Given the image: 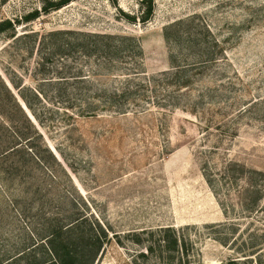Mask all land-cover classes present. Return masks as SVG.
Here are the masks:
<instances>
[{"label":"rangeland","instance_id":"obj_1","mask_svg":"<svg viewBox=\"0 0 264 264\" xmlns=\"http://www.w3.org/2000/svg\"><path fill=\"white\" fill-rule=\"evenodd\" d=\"M42 2L0 0V20ZM143 10V0H73L18 25L133 34L137 52L97 78L120 88L143 83L127 112L36 119V145L54 149L57 161L46 163L56 176L14 206L18 189L0 174V264H26L31 255L8 259L48 234L47 221L80 216V228L66 232L85 237L78 252L107 234L93 264L177 262L174 236L191 240L195 264H264V0H155L147 22ZM40 40L0 37V77L38 86L52 76L39 64Z\"/></svg>","mask_w":264,"mask_h":264},{"label":"trees","instance_id":"obj_2","mask_svg":"<svg viewBox=\"0 0 264 264\" xmlns=\"http://www.w3.org/2000/svg\"><path fill=\"white\" fill-rule=\"evenodd\" d=\"M71 1L73 0H43L41 6L17 18L0 20V37L16 39L41 37L39 48L46 54L42 57L44 63L39 64L43 66V71L53 74L43 77L38 86L27 85L23 80L11 84L4 76L0 77V174L4 184L12 183V189L15 186V191L18 189L14 196L15 200L12 201L14 206L18 201L17 196H24L32 191L43 192L45 188L43 185L48 176L51 177V174L56 176L46 163L50 158L57 161L58 156L54 149L47 144L44 147L36 145V141L43 138L36 123L40 115L56 113L75 118L98 115L100 111L127 112L135 105L136 100L131 98L143 83L136 82L120 88L108 86L105 82L100 83L97 78L99 71L109 65V62L116 61L125 54L137 52L139 45L135 44L136 36L133 34L72 27L45 30L32 26L25 31H19L18 25L29 24L42 14L61 9ZM143 3L144 10L139 18L142 22H147L153 16L155 0H143ZM127 15L133 20L137 19L135 15L128 13ZM174 26L176 23H170L164 30H170ZM56 56H62L59 63L53 61ZM46 63H50V67H47ZM179 69L176 74L186 70ZM14 73L20 76L15 70ZM71 78L74 81H70ZM182 87H186V84L180 83V89ZM256 189L263 191L260 186ZM17 211L21 215L18 209ZM82 219H84L82 216L75 217L67 224L55 219L47 221L48 234L19 250L8 261L17 262L23 256L31 255L26 264H93L103 248V240L107 234L103 240L102 236L96 240L90 237V241H84L83 249L78 252L79 235L74 237L72 233L66 232H74L75 228H80ZM168 228L176 230L172 226ZM81 233H85V229H82ZM171 239L169 249L177 250L181 254L177 262L172 260L174 258L172 256L168 257L172 261H165L162 264H195L190 260V247H187V241L191 240L186 236L183 238L174 236ZM167 240L170 241L169 237ZM97 242L100 244L97 245ZM38 245L44 248V254L41 256L31 252ZM148 250L153 251V246ZM80 253H83L81 257ZM238 261V258L231 259L230 264H239Z\"/></svg>","mask_w":264,"mask_h":264}]
</instances>
